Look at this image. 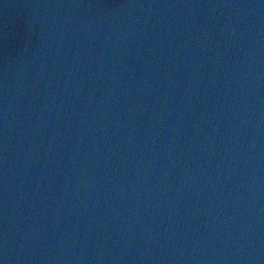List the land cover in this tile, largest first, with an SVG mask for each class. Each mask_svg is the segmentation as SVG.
Masks as SVG:
<instances>
[{
  "label": "water",
  "instance_id": "obj_1",
  "mask_svg": "<svg viewBox=\"0 0 264 264\" xmlns=\"http://www.w3.org/2000/svg\"><path fill=\"white\" fill-rule=\"evenodd\" d=\"M0 264H264V0H0Z\"/></svg>",
  "mask_w": 264,
  "mask_h": 264
},
{
  "label": "clouds",
  "instance_id": "obj_2",
  "mask_svg": "<svg viewBox=\"0 0 264 264\" xmlns=\"http://www.w3.org/2000/svg\"><path fill=\"white\" fill-rule=\"evenodd\" d=\"M149 149L151 150V146L149 145Z\"/></svg>",
  "mask_w": 264,
  "mask_h": 264
}]
</instances>
